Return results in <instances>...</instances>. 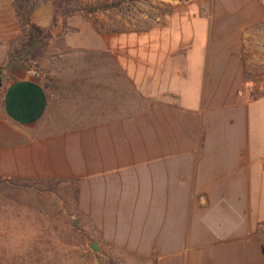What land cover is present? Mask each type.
<instances>
[{"label": "crops", "instance_id": "obj_1", "mask_svg": "<svg viewBox=\"0 0 264 264\" xmlns=\"http://www.w3.org/2000/svg\"><path fill=\"white\" fill-rule=\"evenodd\" d=\"M11 2L0 0V69L18 29ZM51 16L39 0L29 20ZM261 27L264 0H192L148 30L107 35L143 103L58 130L39 125L40 77L3 67L0 177L76 179L77 210L144 264H264V89L252 98L244 80Z\"/></svg>", "mask_w": 264, "mask_h": 264}, {"label": "rangeland", "instance_id": "obj_2", "mask_svg": "<svg viewBox=\"0 0 264 264\" xmlns=\"http://www.w3.org/2000/svg\"><path fill=\"white\" fill-rule=\"evenodd\" d=\"M45 1L53 11L52 0ZM67 1L66 6L76 10L60 25L53 24L47 42L23 62L47 92L39 124L43 130L139 110L144 97L120 75L103 38L148 30L162 23L175 5L192 0ZM250 32L249 39H259L264 27ZM17 42L15 37L10 41V52ZM248 47L249 54H255L253 91L263 92L264 46L259 49L253 42ZM92 242L96 250L90 248ZM140 260L104 243L77 210L72 181H16L0 188V264H144Z\"/></svg>", "mask_w": 264, "mask_h": 264}, {"label": "trees", "instance_id": "obj_3", "mask_svg": "<svg viewBox=\"0 0 264 264\" xmlns=\"http://www.w3.org/2000/svg\"><path fill=\"white\" fill-rule=\"evenodd\" d=\"M53 11L51 23L47 27H40L29 20V15L37 4V0H12V8L17 22V32L15 38L18 45L8 54L3 67L6 68L12 62H27L33 56L36 48L44 45L51 36L52 25H60L65 15L72 14L76 8L67 7V0H52ZM2 67V68H3ZM0 69V79L2 77ZM249 67L245 68V82L250 83V96L256 97L260 92L253 91L254 76L250 73ZM16 181H31L35 184L72 181L75 186V203L77 201V180L76 179H34V178H16L0 177V188H5Z\"/></svg>", "mask_w": 264, "mask_h": 264}, {"label": "water", "instance_id": "obj_4", "mask_svg": "<svg viewBox=\"0 0 264 264\" xmlns=\"http://www.w3.org/2000/svg\"><path fill=\"white\" fill-rule=\"evenodd\" d=\"M90 248H91L92 250H96V247H95V245H94V242H92V243L90 244Z\"/></svg>", "mask_w": 264, "mask_h": 264}, {"label": "built area", "instance_id": "obj_5", "mask_svg": "<svg viewBox=\"0 0 264 264\" xmlns=\"http://www.w3.org/2000/svg\"><path fill=\"white\" fill-rule=\"evenodd\" d=\"M263 167H264V162H263Z\"/></svg>", "mask_w": 264, "mask_h": 264}]
</instances>
